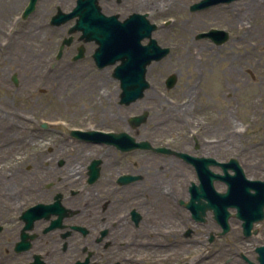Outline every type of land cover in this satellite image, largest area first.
Masks as SVG:
<instances>
[{"label":"flooded vegetation","instance_id":"af4514ba","mask_svg":"<svg viewBox=\"0 0 264 264\" xmlns=\"http://www.w3.org/2000/svg\"><path fill=\"white\" fill-rule=\"evenodd\" d=\"M40 1L35 0L31 13L24 16L31 0H0L1 44H7L14 17L26 22L35 11L42 18L40 27H74L80 15L96 9L119 23L143 14L153 22L152 16L158 12L169 13V0ZM60 11L74 13V17L69 23L52 24V16ZM163 24L160 29L170 31L169 23ZM156 27L153 32L158 31ZM167 37L171 41L172 37ZM72 39L71 59L79 47H83V58L92 59L95 43L84 41L78 32ZM18 40L21 42L20 37ZM16 58L0 60V164L6 166L0 178V264H150L157 258L149 248L150 239L216 235L220 227L211 211L196 221L182 201L190 197L191 187H206L207 174L214 189L221 191L224 183L216 177L222 174L221 167L197 168V162L154 148L170 147L221 161L215 157L221 151L219 145L208 147L207 139L200 136L191 140L178 132L174 136L169 125L160 130L146 126L149 114L142 122H131L130 117L144 109L128 113L129 105L118 101L115 111L108 104L90 103L77 109L45 111L42 104H29L28 62L21 54ZM161 60L152 62L148 69ZM166 78L155 85L165 86ZM39 110L41 118L35 120ZM16 119L33 123L39 135L22 136V141L13 142ZM110 132H127L134 142L148 141L151 148L133 146L125 136L113 139L104 135ZM34 141L36 149L30 145ZM191 148L194 152L188 151ZM208 151L213 154L208 155ZM207 219L214 221V228L207 233L197 231L201 225L205 229ZM243 240L250 252L249 240ZM259 245L253 247L254 252ZM224 253L232 252L226 248L213 255L218 260ZM239 256L251 264L245 254ZM185 257L184 253H169V264H201L199 256Z\"/></svg>","mask_w":264,"mask_h":264},{"label":"rangeland","instance_id":"374dc122","mask_svg":"<svg viewBox=\"0 0 264 264\" xmlns=\"http://www.w3.org/2000/svg\"><path fill=\"white\" fill-rule=\"evenodd\" d=\"M196 1L169 0L167 15L158 12L152 16L151 20L158 26L153 37L161 46H168L170 52L147 69L150 86L143 99H138L139 104L132 102L126 110L133 113L144 109L146 119L149 114L145 125L157 130L169 125L172 134L178 132L190 140L193 136L204 137L206 146L221 147L219 155H215L217 159L227 161L234 157L247 177L264 180V18L260 16L264 0H234L190 11L189 6ZM45 16L49 17L47 13ZM14 19L7 44L0 41V60L25 56L29 104H42L45 111L77 109L80 104L89 103L108 104L112 111L116 110L120 89L118 80L112 77L114 64L97 68L89 56L73 60L70 56L74 49L70 46L57 58L61 39L69 27H40L42 18L37 11L26 22ZM163 23H169L170 31L160 29ZM209 28L228 31L229 39L217 45L208 38H195ZM167 34L171 41H167ZM171 74L175 75L171 88L155 85ZM18 98L15 95V100ZM40 114L41 110L36 112L35 120L41 118ZM14 123L13 142L22 141V136L39 135L31 122L16 119ZM143 132L141 135H145ZM158 135L162 134L158 132ZM30 145L36 149L37 143ZM188 151L194 152L192 148ZM209 152L213 154L208 151V155ZM0 167L1 178L6 166L0 164ZM220 189L224 191L225 185ZM174 203L179 209L177 202ZM229 222L230 231L211 243L208 237L195 236L150 239L149 248L157 257L150 264H169V253H184L190 259L199 256L201 264H226L227 260V264H247L239 256L243 253L258 264L253 247L264 243V219L255 223L257 232L247 238L250 252L242 243L246 237L241 232V221L230 218ZM205 224V229L201 225L196 230L207 233L214 228L213 220L207 219ZM226 248L232 253H224L216 260L213 253Z\"/></svg>","mask_w":264,"mask_h":264},{"label":"water","instance_id":"95a60500","mask_svg":"<svg viewBox=\"0 0 264 264\" xmlns=\"http://www.w3.org/2000/svg\"><path fill=\"white\" fill-rule=\"evenodd\" d=\"M234 0H199L190 5L191 11L206 9L209 6L231 2ZM34 0L31 1L24 15H27L33 8ZM73 17L72 13L58 14L53 18V23H62ZM155 29L154 24H150L144 15L134 19L131 17L123 23L115 22L111 17H106L95 10L93 13L80 15L77 19V25L69 29V33L81 31V36L85 41L94 40L97 43L93 58L97 67L116 64L112 76L119 80L121 92L119 94L120 102L129 104L142 97L144 90L149 87L146 80L147 65L151 60H159L169 52L168 47H161L157 41L151 37L152 30ZM197 38L207 37L214 43L220 45L228 40L229 33L224 29L211 28L206 32H202L196 36ZM148 38L147 44H142L141 40ZM71 43V37L64 38L57 58L62 54L65 45ZM83 55V49L80 48L74 59H78ZM118 62V63H117ZM175 82V75L169 76L168 87H172ZM146 113L142 116H134L130 120L136 121L145 119ZM107 136L115 139L114 133H108ZM127 140L131 139L126 133H121ZM132 140V139H131ZM148 142H140L135 144L139 147H148ZM157 150L163 151L164 148ZM178 156H182L190 161L197 162L198 168H206L209 164L216 163L222 167L223 175L221 179L226 182L227 190L222 193L214 194L213 187L209 182L206 189H192L191 198L185 203L190 209L192 216L199 218L205 214L207 209H211L214 217L221 225L222 231L219 235H224L230 230L229 218L233 215L240 219L242 231L245 236L251 235V229L255 222L264 219V180L248 179L245 176L243 168L236 158H230L228 162H216L213 158L193 157L183 152L171 151ZM228 169H232L234 173L230 174ZM208 178L209 175L207 174ZM216 197V200L214 199ZM201 197H206L209 202L204 203ZM228 208H235L236 212L231 214ZM256 231H254L255 233ZM213 238L209 239L211 242ZM258 252L257 259L260 264H264V246L256 248Z\"/></svg>","mask_w":264,"mask_h":264},{"label":"bare ground","instance_id":"6f19581e","mask_svg":"<svg viewBox=\"0 0 264 264\" xmlns=\"http://www.w3.org/2000/svg\"><path fill=\"white\" fill-rule=\"evenodd\" d=\"M262 18H264V9H262V13H261V15H260ZM261 26V25H260ZM240 30L241 31H244L245 30V28L244 27H240ZM246 32H247V30H245Z\"/></svg>","mask_w":264,"mask_h":264}]
</instances>
